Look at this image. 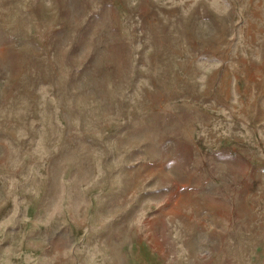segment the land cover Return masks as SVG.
<instances>
[{
	"label": "rangeland",
	"instance_id": "1",
	"mask_svg": "<svg viewBox=\"0 0 264 264\" xmlns=\"http://www.w3.org/2000/svg\"><path fill=\"white\" fill-rule=\"evenodd\" d=\"M0 264H264V0H0Z\"/></svg>",
	"mask_w": 264,
	"mask_h": 264
}]
</instances>
